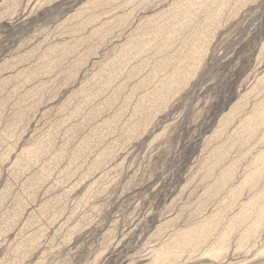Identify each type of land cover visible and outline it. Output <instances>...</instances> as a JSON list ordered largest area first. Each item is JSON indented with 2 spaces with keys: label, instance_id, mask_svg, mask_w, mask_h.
I'll use <instances>...</instances> for the list:
<instances>
[{
  "label": "rangeland",
  "instance_id": "obj_1",
  "mask_svg": "<svg viewBox=\"0 0 264 264\" xmlns=\"http://www.w3.org/2000/svg\"><path fill=\"white\" fill-rule=\"evenodd\" d=\"M0 264H264V0H0Z\"/></svg>",
  "mask_w": 264,
  "mask_h": 264
}]
</instances>
